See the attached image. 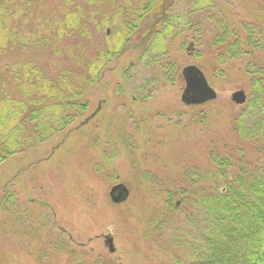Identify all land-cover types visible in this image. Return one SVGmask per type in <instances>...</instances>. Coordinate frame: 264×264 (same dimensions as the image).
Listing matches in <instances>:
<instances>
[{"label": "rangeland", "instance_id": "rangeland-1", "mask_svg": "<svg viewBox=\"0 0 264 264\" xmlns=\"http://www.w3.org/2000/svg\"><path fill=\"white\" fill-rule=\"evenodd\" d=\"M208 1L167 0L163 20L169 24L160 16L141 19L138 30L121 40L122 54L111 58L90 90L89 108L77 125L0 165V264L183 262L181 242L173 240L176 230H184L182 213L167 227L154 224L166 213L169 194L195 190L184 179L193 177L195 169H209L211 151L238 142L232 125L249 102V58L220 64L213 44L223 38L222 24L234 30L264 25V0ZM63 2L41 0L43 10L38 11L59 15ZM101 4L97 8L109 25L96 32L89 23L87 55L98 46L113 48L122 34L113 15L117 9ZM93 6L81 3L87 18L95 14ZM36 58L41 63L51 59ZM188 66L203 72L218 94L215 101L199 106L182 102V72ZM6 78L12 87L10 71ZM238 91L247 96L243 105L232 100ZM100 102L98 115L78 128ZM120 184L130 195L115 204L110 193ZM181 201L176 196L173 207ZM107 238H113V253Z\"/></svg>", "mask_w": 264, "mask_h": 264}, {"label": "trees", "instance_id": "trees-1", "mask_svg": "<svg viewBox=\"0 0 264 264\" xmlns=\"http://www.w3.org/2000/svg\"><path fill=\"white\" fill-rule=\"evenodd\" d=\"M105 1V7L117 9L113 15L125 32L121 29L113 48L98 46L87 55L89 23L96 32L109 25L97 8ZM132 1L64 0L59 15H45L38 11L41 0H0V165L71 131L87 112L90 90L111 58L122 54L121 40L129 39L144 17L168 15L167 0H138L135 7ZM82 2H93L95 14L87 18ZM221 28L214 56L220 64L249 58V102L232 125L238 142L211 151L209 169H195L184 179L195 190L169 194L166 213L154 224L167 227L182 213L184 230H176L173 240H180L185 252L176 264H264V25ZM39 54L50 63H41ZM176 196L182 200L179 207L172 205Z\"/></svg>", "mask_w": 264, "mask_h": 264}, {"label": "water", "instance_id": "water-1", "mask_svg": "<svg viewBox=\"0 0 264 264\" xmlns=\"http://www.w3.org/2000/svg\"><path fill=\"white\" fill-rule=\"evenodd\" d=\"M192 50V45L189 48ZM183 78L186 83V88L182 96V102L187 106H199L211 101H215L218 98L216 91L210 86L207 78L203 72L196 66H188L183 70ZM233 102L238 105H243L247 101V96L244 91H238L232 96ZM102 103H99L97 110L84 122H82L79 128L89 124L101 110ZM129 190L122 184L112 188L110 197L113 203L122 204L129 198ZM107 244L110 251H115L113 246V239L107 238Z\"/></svg>", "mask_w": 264, "mask_h": 264}, {"label": "flooded vegetation", "instance_id": "flooded-vegetation-1", "mask_svg": "<svg viewBox=\"0 0 264 264\" xmlns=\"http://www.w3.org/2000/svg\"><path fill=\"white\" fill-rule=\"evenodd\" d=\"M137 31V30H136ZM149 42V41H148ZM194 45V44H193ZM190 50V49H189ZM194 50L192 49V50H190V51H188V54L189 55H192V54H194V53H192ZM103 102H105V101H103Z\"/></svg>", "mask_w": 264, "mask_h": 264}, {"label": "bare ground", "instance_id": "bare-ground-1", "mask_svg": "<svg viewBox=\"0 0 264 264\" xmlns=\"http://www.w3.org/2000/svg\"><path fill=\"white\" fill-rule=\"evenodd\" d=\"M186 88V87H185ZM112 191V190H111ZM111 194V193H110ZM178 206L180 205V203L177 204Z\"/></svg>", "mask_w": 264, "mask_h": 264}]
</instances>
